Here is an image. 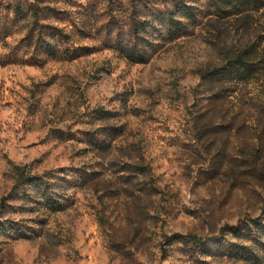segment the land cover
<instances>
[{"label": "rangeland", "instance_id": "rangeland-1", "mask_svg": "<svg viewBox=\"0 0 264 264\" xmlns=\"http://www.w3.org/2000/svg\"><path fill=\"white\" fill-rule=\"evenodd\" d=\"M46 2L80 56L0 65V264H251L229 253L242 239L214 238L264 227V9L161 39V14L205 13L206 0ZM132 14L155 22L146 64L118 49ZM11 19L0 62L30 24ZM242 54L247 81L224 71ZM15 168L49 182L62 209L38 187L13 192ZM188 235L213 240L207 253Z\"/></svg>", "mask_w": 264, "mask_h": 264}, {"label": "trees", "instance_id": "trees-1", "mask_svg": "<svg viewBox=\"0 0 264 264\" xmlns=\"http://www.w3.org/2000/svg\"><path fill=\"white\" fill-rule=\"evenodd\" d=\"M207 12H200L195 6L186 5L180 2L174 6L172 10H167L159 16L161 26L165 29V36L162 38L178 39L187 36L190 33L191 27L199 26V17H215L218 20H227L238 17L249 12H256L264 9V0H206ZM3 11L8 15L3 16ZM60 12L51 8L46 0H10L6 4L0 3V18L11 17V25L19 23H30L23 38L19 41L14 51L6 55L0 65H14L18 63L30 64L37 57L58 56L67 57L74 60L80 56L77 51L62 49L64 45L70 41V36L64 33V30L50 23L51 20L61 19ZM138 16L131 15L127 22V36L129 40L124 44H119V51L124 58L132 64H146L151 53L156 49V45L152 44L144 38L149 34V30L155 28V22L151 20H139ZM14 27H7L0 24V41L7 42L12 35ZM19 29V28H18ZM162 35V34H160ZM24 50L23 53H20ZM32 51L30 58L24 60V57ZM83 52V51H82ZM249 55L242 54L230 60L228 66L224 70L229 75H234L240 81H247L253 74V70L247 63L246 59ZM222 69H215L211 73L206 74L209 77L223 75ZM16 182L13 187V192L19 190L22 186H35L40 190V198L43 201L44 207L53 212H58L62 206L58 205L54 198L53 186L49 182H42V179L36 176H30L25 168H15ZM252 227L256 230L254 233L251 229L247 236H244L239 227L228 226L221 230L220 236L214 238L215 241H223V237L231 235L238 241L242 239L241 244L229 247L231 256L249 262L251 264H264V252L260 248H264L262 238L264 237V227L260 221L254 222ZM263 232V235L260 234ZM176 237L169 238L168 243ZM180 239V238H178ZM187 243L199 249L202 254L208 251V242L196 236L188 235L182 237ZM220 242V243H221ZM243 243V244H242ZM245 243H248L246 245Z\"/></svg>", "mask_w": 264, "mask_h": 264}]
</instances>
